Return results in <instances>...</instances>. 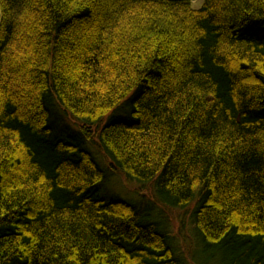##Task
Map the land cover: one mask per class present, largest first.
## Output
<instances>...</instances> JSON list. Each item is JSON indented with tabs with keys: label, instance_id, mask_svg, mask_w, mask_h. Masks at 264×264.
Wrapping results in <instances>:
<instances>
[{
	"label": "trees",
	"instance_id": "16d2710c",
	"mask_svg": "<svg viewBox=\"0 0 264 264\" xmlns=\"http://www.w3.org/2000/svg\"><path fill=\"white\" fill-rule=\"evenodd\" d=\"M197 1L0 0V264H264V0Z\"/></svg>",
	"mask_w": 264,
	"mask_h": 264
},
{
	"label": "rangeland",
	"instance_id": "374dc122",
	"mask_svg": "<svg viewBox=\"0 0 264 264\" xmlns=\"http://www.w3.org/2000/svg\"><path fill=\"white\" fill-rule=\"evenodd\" d=\"M202 4L201 1L194 2V6L196 8H199ZM128 106V105H127ZM110 114H114V112H111ZM117 114L115 115V117ZM52 122L51 125L53 128L56 130L58 134H65L67 135L68 133L71 135H76L73 137H79L77 136L79 134V128L78 126L70 120V118L64 117L63 114H61L58 109L54 110L52 112ZM112 119V115H107L104 117L102 120L100 126H105L107 125ZM90 143H88L89 146ZM90 152L97 158V160L100 162L102 167H106L107 164H109L108 160L99 153V151L93 147L92 145L89 146ZM114 185L108 186L103 191L101 190L100 195L103 196L104 198L108 200H126L129 198V195L131 198L138 199V193H137V187L133 183H127L123 178L121 177H116L111 180ZM110 185V184H109ZM116 186H119L117 188ZM102 189V188H101ZM135 189V190H134ZM169 220V230L172 233V236L176 238V241H181L180 236H178V229L182 228L184 232L182 234L185 236V242L186 244L182 247V242L180 243L181 246V252L182 254L187 255L188 252H190L191 249H194L193 247L195 246L194 240H193V233L191 231V226L189 224V220L186 214L183 212H178V211H171L169 214H165V216ZM181 222L183 225H181ZM180 238V239H179Z\"/></svg>",
	"mask_w": 264,
	"mask_h": 264
}]
</instances>
